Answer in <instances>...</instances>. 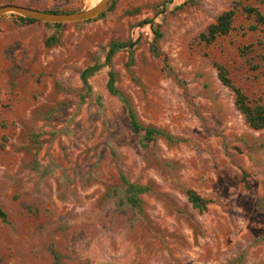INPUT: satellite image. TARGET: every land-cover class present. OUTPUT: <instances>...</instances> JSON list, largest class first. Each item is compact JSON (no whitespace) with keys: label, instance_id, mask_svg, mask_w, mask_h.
I'll return each mask as SVG.
<instances>
[{"label":"rangeland","instance_id":"obj_1","mask_svg":"<svg viewBox=\"0 0 264 264\" xmlns=\"http://www.w3.org/2000/svg\"><path fill=\"white\" fill-rule=\"evenodd\" d=\"M98 2L0 6L77 13ZM237 2L264 16L261 0H109L103 16L63 24L52 47L55 28L0 19V264H264V128L245 123L213 67L264 106V26L238 8L226 36L198 39ZM146 20L160 25L168 69ZM128 40L131 56L111 61L116 86L140 124L176 142L139 146L106 90L108 67L89 91L80 81L111 41ZM121 177L149 187L141 214L121 203ZM187 189L210 201L205 212Z\"/></svg>","mask_w":264,"mask_h":264},{"label":"trees","instance_id":"obj_2","mask_svg":"<svg viewBox=\"0 0 264 264\" xmlns=\"http://www.w3.org/2000/svg\"><path fill=\"white\" fill-rule=\"evenodd\" d=\"M264 3V0H261ZM112 7V6H110ZM110 7H107L100 13L97 17L103 16L105 11L110 10ZM240 8L242 13L247 17H253L256 25L264 26V16L253 7L242 6L239 2L233 4V7L222 12L214 21V23L210 24L204 32L199 34L198 39L209 45L213 43L217 38L221 36H226L232 29L233 19L237 13V9ZM46 13L52 14H71L74 12H62V11H43ZM11 16L16 17V19L21 24H33L36 23L27 18L20 17L18 15L10 14ZM47 26H51L56 29V32L49 36L45 41V47H52L56 45L61 38V28L63 24H48ZM143 25H148L151 33L153 34V42L150 45V53L152 56L157 59L161 64H163L164 68H167V57L163 54L156 45V42L162 37L160 31V25L155 23L152 20H146L143 22ZM252 30L256 29L255 26L251 27ZM136 42L131 40L128 41H111L108 44L107 52L105 56L104 64H93L85 69H83L80 73V81L85 88L86 91H89L90 88L88 86V79L91 78L95 73H97L102 67H108L109 71L107 73V83L106 90L109 95L115 97L123 106L126 111L128 124L131 134L137 138L139 146L143 149H152L158 138H162L167 142L173 143L176 142L177 139L173 138L170 134L165 131L150 127L144 126L140 124L136 118L135 112L132 109L127 97L117 88L116 86V74L112 70L111 61L113 57L121 51H127L130 56L134 50ZM264 46V41H263ZM129 62H132L130 57ZM213 67L216 71V77L219 83L228 88L233 94V105L235 109L242 115L245 123L253 130H261L264 128V106L259 103L250 104L247 97L241 91L240 88L236 87L229 77V73L227 69L218 63H214ZM168 69V68H167ZM121 183L123 185V198L121 203L137 214H141L143 212V200L142 196L147 194L149 191V187L146 185H140L137 183H132L126 180L124 177L120 178ZM186 201L191 205V207L198 212H205L209 200L202 198L195 191L191 189L185 190ZM0 220L2 222L6 221L5 214L0 207Z\"/></svg>","mask_w":264,"mask_h":264},{"label":"water","instance_id":"obj_3","mask_svg":"<svg viewBox=\"0 0 264 264\" xmlns=\"http://www.w3.org/2000/svg\"><path fill=\"white\" fill-rule=\"evenodd\" d=\"M109 0H101L93 8L71 14H52L18 5L0 6V19L7 14L18 15L35 22L48 24H71L95 18L106 8Z\"/></svg>","mask_w":264,"mask_h":264},{"label":"bare ground","instance_id":"obj_4","mask_svg":"<svg viewBox=\"0 0 264 264\" xmlns=\"http://www.w3.org/2000/svg\"><path fill=\"white\" fill-rule=\"evenodd\" d=\"M100 1H101V0H99V2H100ZM99 2H98V3H99Z\"/></svg>","mask_w":264,"mask_h":264}]
</instances>
